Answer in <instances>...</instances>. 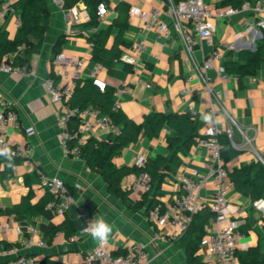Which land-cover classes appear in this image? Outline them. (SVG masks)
<instances>
[{"label":"crops","instance_id":"1","mask_svg":"<svg viewBox=\"0 0 264 264\" xmlns=\"http://www.w3.org/2000/svg\"><path fill=\"white\" fill-rule=\"evenodd\" d=\"M15 1L0 0V27L7 30L11 38L15 37L21 23L20 12L12 6ZM46 1L51 11L50 27L45 36L36 42L28 71L19 74L0 70V105L14 108L19 113L18 124L5 128L6 138L12 145L25 148L23 159L11 167L13 174L0 178V241L12 244L19 254L37 259L49 257L54 264H84L86 251L97 243L88 233L81 231L86 223V215H90L103 217L113 225L108 241L114 252L125 253L132 245L141 242L147 246L155 264H190L185 248L176 242L180 236L174 237V229L170 225L153 221L147 208L153 201L164 208L168 206L184 193L180 177L193 176L194 173H197L195 178L207 177L200 189V197L203 205L208 204L215 188L214 178L208 176V148L198 143L180 152L176 165L163 169L165 175L159 187L155 185L157 187L149 192L138 194L131 191L125 199L110 192L107 183L89 168L86 160L81 156L67 155L62 146L59 124L61 105L52 102L46 88L47 78L53 75L54 45L60 36H66L61 51L83 60L82 79L97 77L116 90L124 88L120 110L137 123H141L148 114L191 113L193 108V117L201 123L199 133L204 136H207L212 124L202 119L204 114H211L213 121L218 120L221 131L229 125L234 133V146L239 150L236 160L233 158L227 163L229 169H233L261 160L259 156L264 159V61H260L255 74L244 79L243 86L232 75L226 74L222 78L219 67L226 59L236 58L243 50H256L264 39V27L259 24L261 20L264 21V14L242 9L232 16L214 18V42L198 40L190 50L176 23L163 12L161 0H126L130 4L127 24L124 25L126 44L120 46L121 57L111 74L103 64L92 60L91 45L81 34H92L113 24L118 17L116 8L122 0L105 1L107 14L102 19L98 17L97 27L90 29L73 25L67 9L56 0ZM206 1L212 7H218L223 6L225 0ZM249 1L252 0H242L241 5ZM5 3L10 4V9L2 14ZM76 5L85 6L90 13L91 6L87 3L81 1ZM153 7L162 9L161 19L172 30L170 37L159 38L154 31L143 30L139 12L151 11ZM119 30L117 26L112 29L110 45ZM140 39H144L148 47L138 54L135 44ZM24 50L12 53L11 61L17 55H24ZM214 51H219L222 59L213 62L207 75L211 79L212 89L221 91L220 102L212 96L199 73L203 62ZM212 108L217 111L215 117ZM229 115L236 123L231 121ZM29 128L34 131L31 135L27 133ZM171 133L168 126L163 127L154 138L142 133L136 143L126 146L112 161L118 167H142L149 159L168 157L166 140ZM109 135V131L100 130L92 136L107 139ZM142 161L143 165L140 163ZM7 166L6 161L0 159V173H5ZM38 170L64 180L75 198V203L67 211L46 208L51 196L41 185ZM135 176L134 172H130L124 178L122 188L130 189ZM30 193L29 206L21 214L6 212L22 204ZM228 199L244 208V223L250 224L248 232H242L238 250L257 247L260 258L264 260V199L262 206L257 207L239 193L232 182ZM81 208H85V214ZM10 214H14V224L20 227V231L13 227L3 228L10 222ZM66 221L76 230L72 235L67 236L63 229L52 233L53 229ZM30 226L37 228L36 234L29 230ZM214 228L215 222L212 220L205 227L206 234L197 251L205 264L207 246L203 241L208 231ZM32 237L34 241L29 245ZM39 240L44 244H38ZM16 256L0 254V262Z\"/></svg>","mask_w":264,"mask_h":264},{"label":"built area","instance_id":"2","mask_svg":"<svg viewBox=\"0 0 264 264\" xmlns=\"http://www.w3.org/2000/svg\"><path fill=\"white\" fill-rule=\"evenodd\" d=\"M62 5V0H56ZM126 1V0H122ZM145 1V0H143ZM164 4L163 12L172 19L182 36V39L188 49H192L198 43V40H205L208 43H213L214 25L212 19L225 18L237 14L242 9H248L256 14H264V0H252L240 6H218L212 7L206 0H161ZM10 9V4L5 3L2 6V14L7 13ZM73 25L88 22L91 15L85 6L78 7L77 5L67 9ZM108 12V6L105 2H100L97 7V15L102 19ZM162 9L153 7L151 11H140L139 16L143 23L145 32L154 31L161 38H168L172 34L169 25L161 19ZM21 22V20H20ZM260 26L264 27V21L259 22ZM71 30V27H70ZM148 47L144 39H140L135 44L136 52L139 54L145 51ZM25 47L20 46L19 51ZM222 54L219 51H214L199 68L200 76L209 88L212 96L220 102L221 91L212 89L211 79L207 75L208 70L212 68L215 60H221ZM53 75L47 78L46 88L52 102L59 103L61 109L59 111L60 138L62 146L67 155L81 156L82 150L80 144L84 143L94 133L100 130H107L110 133L118 134L119 126L114 124L109 116L103 114L102 110L89 104L82 109L72 108L67 105L69 97L72 95L77 82L83 78V60L81 58L68 55L63 51L58 52L52 59ZM0 70L8 73L23 74L28 71L26 67L13 66L7 63L0 64ZM219 73L222 78H225L226 72L224 66L219 67ZM94 83L101 90H104L106 83L94 77ZM125 92L124 88L115 91L114 109H120V97ZM215 117L216 110L212 108ZM191 113L195 116L193 108ZM228 113V112H227ZM230 116V115H229ZM231 121L236 123L234 118L230 116ZM19 121V113L14 108H5L0 105V147L8 146L11 149L12 155L22 157L25 154V148L21 145H12L7 140L5 128L8 125H17ZM221 123L214 119L208 130L207 136L200 140L199 143L205 145L209 150V174L214 178L215 188L211 201L207 204L215 213V228L210 229L204 239L207 246L205 256L206 264H239L238 249L239 242L243 236L240 226L245 222L243 218L244 208L233 204L228 199L229 186L231 180L229 170L221 155V145L218 136L221 133L227 134L229 139L234 142L233 129L227 125L224 131L219 129ZM29 135L33 134L32 129H27ZM76 140L74 145H71L72 140ZM264 161V159L259 156ZM236 160V158L234 157ZM142 165L144 162H140ZM145 165V164H144ZM143 165V166H144ZM41 185L48 191L51 196L46 208L58 212L67 211L70 206L75 203V198L64 180L57 176H50L42 170H38ZM193 176L182 175L180 182L184 193L180 197H176L173 202L165 208L161 204H156L149 210V217L158 224L170 225L174 231V237L182 236L188 229L193 215L197 213L203 205L200 197V189L206 183L207 177L195 178ZM79 186V185H78ZM130 189L135 193L142 194L149 192L152 189V176L147 171H142L135 176L130 184ZM263 199L256 201L254 204L261 207ZM82 213H86L85 208H81ZM10 222L3 226L4 229L13 227L16 231H20V227L15 225L14 214L9 215ZM94 216L86 215V223L82 227L83 233H88L86 229ZM29 230L37 233L35 226H30ZM34 241L30 238L29 245ZM38 244L43 245L44 242L39 240ZM0 254L9 255L17 254L16 258L1 261L0 264H34V258L26 254H19L15 247L9 249H0ZM148 252L147 246L144 243L138 242L132 245L125 253L116 254L108 241L106 244L97 242L89 248L84 257V264H155Z\"/></svg>","mask_w":264,"mask_h":264},{"label":"trees","instance_id":"3","mask_svg":"<svg viewBox=\"0 0 264 264\" xmlns=\"http://www.w3.org/2000/svg\"><path fill=\"white\" fill-rule=\"evenodd\" d=\"M81 1L91 6V18L88 22L78 25L86 29L97 27L98 4L107 2V0H62V7L70 9ZM241 3L242 0H225L222 5L240 6ZM12 6L20 12L21 23L14 38L9 36L7 30L0 27V64L7 63L13 66H24L29 69L30 58L36 42L42 39L49 30L51 11L46 0H16ZM129 7L128 1H120L116 8L118 17L113 24L106 29L96 30L92 34H81L86 37L91 45L92 60L103 64L111 74H113L115 65L121 57L120 46L126 44L123 35L125 31L124 25L127 24ZM115 26L119 27L120 30L113 37V42L110 45L112 29ZM65 38L66 36L62 35L57 39L54 45V55L61 51ZM23 45L25 47L24 55H17L11 61L10 55L16 53L19 47ZM230 56H233L232 53H230ZM260 61H264V39L255 51L243 50L236 58L226 59L223 66L226 74L236 77L239 85L243 86L244 79L256 73ZM115 91L116 89L109 85H106L104 90H101L95 85L93 79H80L74 87L67 105L72 108L82 109L89 104H93L99 107L103 114L109 116L114 124L119 126L120 132L118 134L110 133L107 139H99L92 136L80 144V147L82 150L81 157L86 160L89 168L104 179L110 192L125 199L133 191L132 189L122 188V182L130 172H134L137 175L142 171H147L152 176V188L155 185L159 187L165 175L163 169L173 168L179 159V153L186 151L192 145L198 144L205 136L199 133L201 123L198 118L193 117L189 112L167 114L156 112L145 115L143 121L137 123L120 109H114ZM165 126L172 130L166 140L169 149L168 157L159 156L155 159H149L142 167H118L113 163V158L120 155L122 150L129 144L136 143L142 133L154 138L159 135L160 130ZM218 140L221 145L222 159L229 170L230 180L236 190L248 197L253 203L264 199V163L261 160H256L250 165L229 169L227 163L239 154V150L225 133H221L218 136ZM75 143L76 140L73 139L71 145ZM0 159L5 160L2 156ZM22 159V157L13 156V165L18 164ZM7 167L8 170L5 173H0L1 179L13 174L11 167ZM30 196L31 193L23 200L22 204L16 206L14 210H6V212L12 213V211H16L18 212L17 214H21L28 208ZM156 204L155 201L151 202L147 208V213ZM0 212L2 211L0 210ZM214 218L215 213L210 209L209 205L205 204L193 215L187 231L177 238L176 242L185 248L190 264H205L200 260L197 251L202 238L206 234L205 227ZM59 229H63L67 236L72 235L76 231L73 230L72 225L68 221L53 229L52 233ZM249 229L250 224L248 222L240 226V230L244 233H247ZM11 247L12 244L0 241V249ZM237 255L239 264H264L257 247L238 250ZM47 263L54 264L49 257L44 259L34 258V264Z\"/></svg>","mask_w":264,"mask_h":264},{"label":"clouds","instance_id":"4","mask_svg":"<svg viewBox=\"0 0 264 264\" xmlns=\"http://www.w3.org/2000/svg\"><path fill=\"white\" fill-rule=\"evenodd\" d=\"M202 119L207 123L213 122V116L211 114H204ZM0 156L5 158L9 167L13 166V155L8 146L0 147ZM86 231L91 236L92 240L103 245L108 242L109 236L113 231V225L107 222L103 217H99L90 221Z\"/></svg>","mask_w":264,"mask_h":264}]
</instances>
